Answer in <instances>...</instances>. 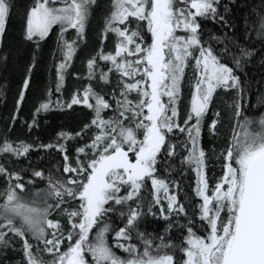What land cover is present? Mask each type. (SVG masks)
Here are the masks:
<instances>
[{
  "label": "snow or ice",
  "instance_id": "obj_1",
  "mask_svg": "<svg viewBox=\"0 0 264 264\" xmlns=\"http://www.w3.org/2000/svg\"><path fill=\"white\" fill-rule=\"evenodd\" d=\"M234 2L112 0L101 46L86 62L82 91L61 101L59 96L53 100L49 89L37 101L31 122L24 123L31 130L42 114L73 105L87 108L91 119L79 131L58 132L55 143L0 140V179L5 183L0 191V264H13L16 253V264H264V114L253 119L244 113L239 75L256 54L241 41L254 34L264 43V7L252 13L251 26L246 23L245 33L237 37L228 19ZM94 3L35 0L27 10L24 38L37 48L59 28L57 94L85 38ZM14 7V0H0V37ZM206 22L228 28L232 37L206 35ZM69 30H75V38H67ZM34 67L35 58L13 123ZM186 84L190 99L181 119ZM232 92L238 99L230 105L236 121L231 138L219 153L215 147L206 150L205 130L215 140L221 123L219 111L208 115L215 98ZM34 148L54 149L61 162L47 175L32 169L25 179L16 163ZM213 156L220 174L210 177ZM185 166L196 178L188 202L180 199L179 181L171 179L184 175ZM37 179L46 186L28 198L26 186H35ZM145 188H150L148 197ZM148 217L163 221V231H142ZM173 230L180 233L179 243Z\"/></svg>",
  "mask_w": 264,
  "mask_h": 264
},
{
  "label": "trees",
  "instance_id": "obj_2",
  "mask_svg": "<svg viewBox=\"0 0 264 264\" xmlns=\"http://www.w3.org/2000/svg\"><path fill=\"white\" fill-rule=\"evenodd\" d=\"M227 2V0H222ZM35 0H14V10L7 24V29L3 42L0 46V140L5 137L12 141H23L25 143L39 145L42 143H55L56 134L60 131H79L84 123L91 119V114L83 105H73L71 109L55 108L46 114L39 117V126L29 130L24 121L31 122V117L34 112L36 103L43 98L49 89H52V99L56 100L59 96L61 101H69L74 92L78 89L82 91L86 85V62L88 58L93 56L100 48V34L104 26L106 17L112 10V0H98L90 7V20L85 27V38L79 41V47L73 57L71 67L65 75V81L62 88V93H55V64L61 58L57 50V35L59 28L56 27L50 33L45 41L40 42L39 48L33 41H28L24 38L25 21L27 10L33 6ZM97 3V4H96ZM261 7H264L262 0H235L230 4L231 11L228 14V19L236 29L235 35L242 36L245 33V24L249 27L255 17L252 13L257 12ZM206 35L212 34L223 36L225 33L232 37L233 33L228 29L218 24L206 22L204 24ZM74 33V37L69 33ZM67 38H75L74 30H69L66 33ZM246 46L255 50L256 54L245 65L242 72L239 73L243 81V99L242 104L244 113L250 118L258 119L261 114H264V105H261L260 99L264 97V43H261L253 34L251 40L241 41ZM107 50H111V39L105 42ZM215 44V42H213ZM217 48L221 45H215ZM6 57V59H5ZM35 58V67L31 72L30 87L25 93V100L20 105L19 118L12 122V116L16 112V103L19 92L22 87L23 80L29 75V66L33 64ZM81 60V61H80ZM80 78L77 79L76 75ZM191 70H189V76ZM236 93L230 94L221 93L215 98V105L209 112L211 117L214 112L221 113V123L219 134L215 140L208 135L205 130L203 135V144L206 150L215 147L217 153L225 148L226 140L231 138L235 117L233 109L230 105L234 100L238 99ZM190 99V88L185 85L183 99L180 103L181 119L186 113L188 100ZM210 123V121H208ZM239 131V129H237ZM215 167L212 163L209 165V176L220 174V164L212 157ZM2 162V161H0ZM61 162V157L54 149L44 150L34 148L28 154V157L22 158L16 163L17 170H24L25 179L31 176L32 169L44 170L45 174L49 169H54ZM31 165V167L29 166ZM179 166V165H177ZM185 174H173L171 179L179 181L180 190L179 196L182 201L188 202L193 198V188L195 186V173L185 166ZM45 183L36 180L35 186L27 185L26 196L33 198V193L45 187ZM5 188L3 179H0V191ZM144 195L150 196V188H145ZM141 230L150 233H160L164 229V222L161 220H153L148 217L141 224ZM175 242L179 243L180 233L173 230L172 233ZM111 240V236L109 237ZM117 254H121L116 250ZM49 259L50 257H45ZM13 264L20 259L19 253L12 254Z\"/></svg>",
  "mask_w": 264,
  "mask_h": 264
},
{
  "label": "rangeland",
  "instance_id": "obj_3",
  "mask_svg": "<svg viewBox=\"0 0 264 264\" xmlns=\"http://www.w3.org/2000/svg\"><path fill=\"white\" fill-rule=\"evenodd\" d=\"M95 2H98V0H95ZM95 4V3H94ZM93 4V5H94ZM97 4V3H96ZM92 5V6H93ZM89 20H90V18H89ZM7 29V28H6ZM74 32H75V30H74ZM5 33H6V31H5ZM5 33L3 34V36L2 37H0V46H1V44H2V42H3V38H4V36H5ZM69 35L70 36H73L74 35V33L72 32L71 34L69 33ZM74 37V36H73ZM111 39V38H110ZM89 59V58H88ZM88 59H86V60H88ZM81 61V60H80ZM236 93V92H235ZM236 97H237V93H236V95H235ZM188 102H189V100H188ZM186 110H187V108H186Z\"/></svg>",
  "mask_w": 264,
  "mask_h": 264
}]
</instances>
